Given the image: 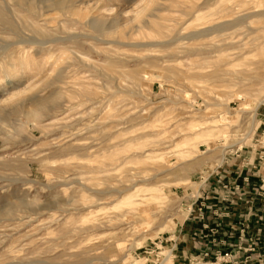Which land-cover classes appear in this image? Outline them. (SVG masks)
Masks as SVG:
<instances>
[{
	"label": "rangeland",
	"instance_id": "rangeland-1",
	"mask_svg": "<svg viewBox=\"0 0 264 264\" xmlns=\"http://www.w3.org/2000/svg\"><path fill=\"white\" fill-rule=\"evenodd\" d=\"M63 1L0 0V264H264L210 219L264 200V0Z\"/></svg>",
	"mask_w": 264,
	"mask_h": 264
},
{
	"label": "crops",
	"instance_id": "crops-1",
	"mask_svg": "<svg viewBox=\"0 0 264 264\" xmlns=\"http://www.w3.org/2000/svg\"><path fill=\"white\" fill-rule=\"evenodd\" d=\"M261 147H264V145ZM241 158H243V161L241 162V160H239L238 164L235 165L245 174H253L251 179L249 178L250 180L245 178L243 182L244 188L248 186L256 190V185L261 181L259 178L263 175L264 151H259V148H256V150L250 151ZM263 203L264 200L261 198L247 200V198L243 197L238 202V206L229 209L228 215L224 217L223 226L220 230L222 231L224 242L227 243L230 249H235V244H237L241 238L242 242L246 244V239L251 235L263 237L264 214L262 215L263 212L261 210V207H264ZM241 234L243 235L241 236ZM257 254L258 253L254 254V256Z\"/></svg>",
	"mask_w": 264,
	"mask_h": 264
},
{
	"label": "built area",
	"instance_id": "built-area-1",
	"mask_svg": "<svg viewBox=\"0 0 264 264\" xmlns=\"http://www.w3.org/2000/svg\"><path fill=\"white\" fill-rule=\"evenodd\" d=\"M231 190L233 192H240L241 191V188L239 185H236V186H233L231 188ZM223 206H228L227 204H224ZM224 210V207H219L217 205H214V208L212 210V215L210 217V219H213V223H214V227H213V232L217 233L218 232V229L220 230V228L223 226V220H224V217L226 215H228V212L226 213H223L222 211ZM222 215H224V217H222ZM214 216V217H213ZM215 218V219H214ZM209 224H205L206 227H208ZM243 234H241L242 236ZM261 236L259 235H251L249 236L247 239H246V244H244L242 242V238L241 240H239L237 242L236 245V248L235 249H230L229 252L227 253V255L229 257H231L233 254H247L248 251H256L258 250V241L261 240ZM227 244V243H226ZM253 254H248L246 255V257H244V262H251L253 257ZM243 261V260H242Z\"/></svg>",
	"mask_w": 264,
	"mask_h": 264
},
{
	"label": "bare ground",
	"instance_id": "bare-ground-1",
	"mask_svg": "<svg viewBox=\"0 0 264 264\" xmlns=\"http://www.w3.org/2000/svg\"><path fill=\"white\" fill-rule=\"evenodd\" d=\"M25 1H28V0H18V2L19 3H21V2H25ZM52 5L53 6H55V7H57V8H64L65 7V2L63 1V0H53V2H52ZM140 14V13H139ZM151 22H152V20H151ZM154 22H152V24H153ZM151 24V23H150ZM35 25V24H34ZM159 25V24H158ZM223 26H224V24L223 23H218V24H216V25H214L213 27H211V28H208V29H206V30H203V31H194V32H192V33H190V34H187L186 36H185V38H187V39H190V40H192V39H197V38H202V37H205V36H208L210 33H212V32H214V31H222L223 30ZM232 26V25H231ZM158 27V26H157ZM44 29V28H43ZM159 31H160V29H159ZM165 32V31H164ZM157 33V32H156ZM105 35L106 36H111L112 35V31H106L105 32ZM159 36V35H158ZM157 36V37H158ZM161 36V35H160ZM69 39L70 40H74V39H76V36H70L69 37ZM52 41V40H51ZM79 40H77V42H78ZM106 42H110V41H106ZM40 43H44V42H40ZM72 43V42H71ZM77 45V44H76ZM217 51V50H216ZM59 60V59H58ZM55 61V60H54ZM107 63V62H106ZM15 69V68H14ZM62 70H64V69H62ZM107 70V69H106ZM108 71H110V69L108 70ZM63 72V71H62ZM59 82V81H58ZM124 188V187H123ZM120 189V188H119ZM122 189V188H121ZM126 189V188H125ZM162 191V190H161ZM119 192H123L122 190H119L118 191V193ZM158 194V193H157ZM127 197H129V196H127ZM126 197V198H127ZM132 198V197H131ZM122 199V198H121ZM130 201V200H129ZM128 201V203H130ZM132 203V202H131ZM130 203V204H131ZM166 256V255H165ZM169 259V257H165L164 259H163V261L162 262H166V263H170V261L168 260ZM38 263V262H37ZM44 263V262H43ZM165 263V264H166Z\"/></svg>",
	"mask_w": 264,
	"mask_h": 264
}]
</instances>
